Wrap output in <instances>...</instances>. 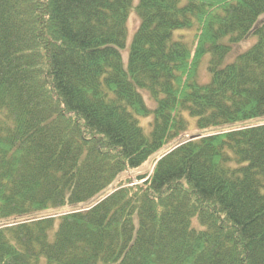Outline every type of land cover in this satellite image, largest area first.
Here are the masks:
<instances>
[{"label":"trees","instance_id":"trees-1","mask_svg":"<svg viewBox=\"0 0 264 264\" xmlns=\"http://www.w3.org/2000/svg\"><path fill=\"white\" fill-rule=\"evenodd\" d=\"M0 264H264V0H0Z\"/></svg>","mask_w":264,"mask_h":264},{"label":"rangeland","instance_id":"rangeland-1","mask_svg":"<svg viewBox=\"0 0 264 264\" xmlns=\"http://www.w3.org/2000/svg\"><path fill=\"white\" fill-rule=\"evenodd\" d=\"M139 2V0H134V4H137ZM139 24V19L137 17V15H135V13H132L130 18H129V22H128V40H127V47L124 48L122 50V55H123V59H124V64L127 65V60H128V54H129V47H130V43L131 40L133 38V34L135 32V30L137 29ZM185 36L187 37L188 40H192L193 36H194V32H189V31H184ZM253 40L251 41H247L245 43H243L240 46V49H245L247 47H249L252 44ZM205 67V66H204ZM204 67H201L200 70V76L203 80H207L209 78L208 73L206 71V69ZM144 96L145 99L149 105V107H154V103L151 101V99L149 98L148 94L146 92H144ZM151 117L152 116H139L140 119V123L143 126L144 130L146 132H149L151 129ZM191 121V127L190 130L183 136L181 137V139H188L192 136H196L197 134L201 133L195 126L196 123V119L195 118H190ZM261 120H256V121H252L249 125H255L258 124V122H260ZM212 131H216V129H209L205 132H203L204 134H209ZM217 132V131H216ZM215 132V133H216ZM175 143H171L167 146H165L164 148H162L160 151H158L157 153H155L148 161L145 165H143L142 167H140L139 169H133V170H129L126 171L125 173H122L114 182L113 186L110 187V189H107L105 191V193H109L111 192L112 188L117 186L118 183L123 182V181H127L129 179H131L132 181H134V183H143L144 180L142 179H138L139 176L144 175V174H148L150 175L154 169L155 163L157 161L158 158H160L163 154H165L166 152L170 151L172 148H174ZM136 179V180H134Z\"/></svg>","mask_w":264,"mask_h":264},{"label":"bare ground","instance_id":"bare-ground-1","mask_svg":"<svg viewBox=\"0 0 264 264\" xmlns=\"http://www.w3.org/2000/svg\"><path fill=\"white\" fill-rule=\"evenodd\" d=\"M172 149H173V148H172ZM172 149H171V150H172ZM171 150H170V151H171ZM170 151H168V152H170ZM168 152H166L165 154H167ZM165 154H163L162 156H164ZM162 156H161V157H162ZM161 157H160V158H161ZM146 163H147V162H146ZM146 163H144L143 165H145ZM143 165H142V166H143ZM142 166H141V167H142ZM139 168H140V167H139ZM139 168H137V169H139ZM142 180H145V179H142Z\"/></svg>","mask_w":264,"mask_h":264}]
</instances>
